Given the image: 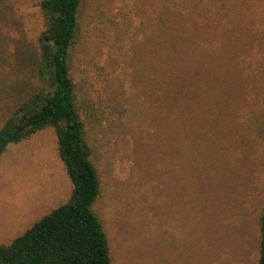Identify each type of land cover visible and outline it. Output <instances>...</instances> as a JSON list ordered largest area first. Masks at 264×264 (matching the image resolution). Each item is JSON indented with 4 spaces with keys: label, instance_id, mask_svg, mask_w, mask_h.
<instances>
[{
    "label": "rangeland",
    "instance_id": "1",
    "mask_svg": "<svg viewBox=\"0 0 264 264\" xmlns=\"http://www.w3.org/2000/svg\"><path fill=\"white\" fill-rule=\"evenodd\" d=\"M40 1L0 0V127L40 87ZM77 19L69 75L111 264H257L264 0H81ZM71 189L51 128L8 146L0 246Z\"/></svg>",
    "mask_w": 264,
    "mask_h": 264
},
{
    "label": "trees",
    "instance_id": "2",
    "mask_svg": "<svg viewBox=\"0 0 264 264\" xmlns=\"http://www.w3.org/2000/svg\"><path fill=\"white\" fill-rule=\"evenodd\" d=\"M81 0H41L44 29L37 40L35 76L40 87L9 114L0 127V157L49 127L71 194L67 202L35 222L10 244L0 246V264H111L107 236L92 206L100 181L84 137V124L75 107L70 78L72 51L79 40ZM178 70L171 67L170 71ZM257 264H264V205L259 217Z\"/></svg>",
    "mask_w": 264,
    "mask_h": 264
}]
</instances>
